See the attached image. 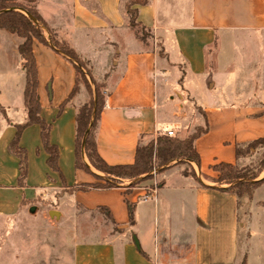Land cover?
<instances>
[{
	"label": "crops",
	"instance_id": "1",
	"mask_svg": "<svg viewBox=\"0 0 264 264\" xmlns=\"http://www.w3.org/2000/svg\"><path fill=\"white\" fill-rule=\"evenodd\" d=\"M125 1L38 0L36 9L55 38L106 84L95 142L107 164H131L141 142L165 134L175 121L188 126L180 130L186 137L191 120L200 125L202 118L207 131L194 141L199 163L153 169L151 178L133 186L122 180L111 187L75 189L105 183V174L90 165L85 153L92 173L75 165V116L86 92L79 87L69 97L76 82L74 64L33 39L39 115L51 124L49 140L58 147L60 171L47 165L40 126L30 124L19 139L27 175L18 185L19 160L8 144L15 124L26 120L18 53L23 39L0 28V60L12 56L22 71L16 86L0 73V264H241L244 257L247 264H264L255 247L264 240V181L252 193V251L246 254L238 239L240 197L221 190L212 169L218 163L236 165L237 150L264 137V0L135 4L136 22L149 33L146 40L129 26ZM44 35L49 40L46 29ZM178 82L201 118L169 113ZM186 167L209 187L185 174Z\"/></svg>",
	"mask_w": 264,
	"mask_h": 264
},
{
	"label": "trees",
	"instance_id": "2",
	"mask_svg": "<svg viewBox=\"0 0 264 264\" xmlns=\"http://www.w3.org/2000/svg\"><path fill=\"white\" fill-rule=\"evenodd\" d=\"M25 1L27 4H25ZM38 0H0V28L6 29L10 33L16 34L22 38V42L18 45V53L21 58V68L25 73V86L23 91L24 106L26 109V120L22 123H16V132L14 137L8 144V150L19 160V176L18 185H24L27 175V154L26 150L19 145L20 135L25 127L30 124H38L41 132V142L44 150L48 154L46 159L47 165L54 171H60L58 167V147L50 143L49 132L50 123H46L40 118V101L37 93L38 74L36 61L32 52V41L37 39L41 43L52 46L59 52L63 53L74 64L76 71L75 86L69 97H72L78 90V84L81 81L88 90L89 98L76 111V138H75V165L88 173H92L89 165L83 160L82 153H85L90 165L96 170L105 174V183H87L82 184L75 189L88 190L91 188L111 187L115 186L122 180H129V186H133L144 179L151 178V172L163 170L173 164L188 163L193 161L199 163V155L194 147V141L207 131V125L195 129L185 138L177 136H168L160 134L155 140H150L146 144H138L135 152L134 162L131 164H107L98 154L96 150L95 131L100 119V113L104 107V95L100 90L91 73L86 70L85 65L81 61L77 52L71 48L66 42L59 41L48 28L46 22L36 9ZM148 0H127L123 4V10L127 16L128 24L132 28L144 29L136 22L137 9L133 7L135 4H146ZM44 29L50 33L49 40L44 35ZM94 83L92 89L90 79ZM264 140L260 138L246 145L247 148L253 147L256 143ZM240 154V149L237 150ZM212 169L218 172L214 181L231 184L228 187L220 188L223 191L234 193L237 197H241L243 193H249L250 190L258 187L264 178L256 181L247 182L242 180L247 178L242 170L237 169L236 165L218 163L212 165ZM264 169V162L260 171ZM185 174L191 175L203 187H209L199 181L193 168L184 171ZM258 172L252 175L251 179H255ZM235 184H232L234 183ZM161 185V182L158 184ZM130 212V217H131Z\"/></svg>",
	"mask_w": 264,
	"mask_h": 264
},
{
	"label": "rangeland",
	"instance_id": "3",
	"mask_svg": "<svg viewBox=\"0 0 264 264\" xmlns=\"http://www.w3.org/2000/svg\"><path fill=\"white\" fill-rule=\"evenodd\" d=\"M23 2L25 4H27L25 1H23ZM123 4H124V2H123ZM134 32L136 33V35H138L140 38H142L144 40H146L149 37L148 31H146L144 29L135 28ZM158 51H159V49H158ZM159 52L162 55V51L160 50ZM81 61L85 65L86 70L90 72V69L88 67L87 62L84 61L83 59H81ZM0 73L2 74L5 82L9 81L11 84H14L16 86V83L18 81H20L22 71L20 69L19 63H17V61H15L12 56H9L7 59L0 60ZM89 79H90L91 87L93 89L94 83L91 81L90 77H89ZM96 83L98 85H100L101 92L103 94H105V91L107 88L106 84H104L101 81H96ZM178 84L180 86L178 88L176 86V88H174V91L172 92V95H170L171 103H170V109H169L170 112L169 113L171 114V112H172L175 116H181V115H185V114L190 115V112H192L191 113L192 118H195L197 116H199L201 118L202 112L198 108V106L196 105V102H194L193 98L189 94L186 93V91L183 88V84L181 82H178ZM78 87H83L85 89L86 96H87L86 99H88L90 94L81 81L79 82ZM207 93H209V91ZM160 96H161V98H165V92L162 93V89L160 92ZM184 126L185 127H183L177 121H175V123L173 125L171 124L170 129H172L174 131L173 136H177L179 138H185L184 137L185 135L182 136L183 134L180 131L181 128L186 129L187 125L185 124ZM190 126H193V127H192L191 131H189V134L193 133L195 131V129L203 127L202 118L200 121V125H196L195 121L192 119ZM164 132H166V131H164ZM189 134H187L186 137ZM158 136L159 135H155L154 137H150L149 140H146L145 142H141V144H146L150 140H155ZM239 153L241 156H240V160L236 164V167H237V169L242 170V172H244L245 176H248L247 178L242 179V180H247V182H250V181H256V180H260V179L264 178V173H262L261 177L258 178L260 176L259 171H260L261 165L264 162V140L256 143L253 147H249V148L245 147L243 149H240ZM174 162H175V160H174ZM174 162L172 161V162H170V164H173ZM186 169H188V168L186 167ZM156 171L153 170L154 173H156ZM257 172H258L257 177L255 179H251L252 175H255ZM123 181L126 182L127 180H123ZM160 182H161L160 179L158 177H156L155 185H158ZM216 183L218 185L221 184L222 185L221 188L228 187L231 185V184H228L225 182H222V183L216 182ZM232 184H235V182ZM256 188H254V189H256ZM254 189L250 190L249 193H243L242 196L240 197V201L238 202L239 208H240V215H241L240 221L242 222L238 239H239L240 249L242 250V252L244 251L246 254L248 251H250V250L252 251V214H253V211H255V207L254 206L252 207V193H253ZM8 194L11 196V199L14 198L12 196L13 195L12 193H5L3 195L5 197H8ZM260 197H264L263 194ZM260 206L261 205H258V207H260ZM54 215L55 214H52V216H54ZM261 219H262V223L260 224V226L264 227V215L261 217ZM243 223H244V225L246 223L245 227L243 226ZM255 247L259 250L260 254H263L262 256L264 257V240L261 241L258 239L257 244H255ZM241 264H247V258L246 257L243 258Z\"/></svg>",
	"mask_w": 264,
	"mask_h": 264
},
{
	"label": "built area",
	"instance_id": "4",
	"mask_svg": "<svg viewBox=\"0 0 264 264\" xmlns=\"http://www.w3.org/2000/svg\"><path fill=\"white\" fill-rule=\"evenodd\" d=\"M165 134L168 135V136H173V135H174V131H173L172 129H168V130H166ZM154 190H155V188L153 189V191H154ZM148 198H149V194H146V195L144 196V200H146V199H148Z\"/></svg>",
	"mask_w": 264,
	"mask_h": 264
},
{
	"label": "water",
	"instance_id": "5",
	"mask_svg": "<svg viewBox=\"0 0 264 264\" xmlns=\"http://www.w3.org/2000/svg\"><path fill=\"white\" fill-rule=\"evenodd\" d=\"M35 210V208L34 207H31V211H34ZM55 214H56V212L55 211H53ZM135 242H136V240H135Z\"/></svg>",
	"mask_w": 264,
	"mask_h": 264
},
{
	"label": "bare ground",
	"instance_id": "6",
	"mask_svg": "<svg viewBox=\"0 0 264 264\" xmlns=\"http://www.w3.org/2000/svg\"><path fill=\"white\" fill-rule=\"evenodd\" d=\"M52 214H54V212H52Z\"/></svg>",
	"mask_w": 264,
	"mask_h": 264
}]
</instances>
